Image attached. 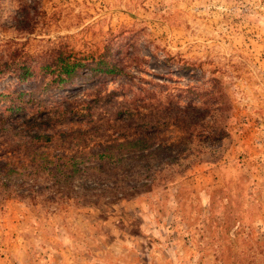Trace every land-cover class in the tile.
Returning a JSON list of instances; mask_svg holds the SVG:
<instances>
[{"label": "rangeland", "instance_id": "1", "mask_svg": "<svg viewBox=\"0 0 264 264\" xmlns=\"http://www.w3.org/2000/svg\"><path fill=\"white\" fill-rule=\"evenodd\" d=\"M59 47L107 49L132 76L55 89L42 75L17 85L0 74V91L42 99L44 115L88 109V122L71 124L87 146L73 149L100 151L126 133L121 121L180 93L196 132L173 165L141 159L106 177L85 160L65 186L44 173L0 186V264H264V0H0V59L34 65ZM9 119L20 129L25 118ZM9 119L0 161L25 162ZM162 131L174 145L179 132Z\"/></svg>", "mask_w": 264, "mask_h": 264}, {"label": "trees", "instance_id": "2", "mask_svg": "<svg viewBox=\"0 0 264 264\" xmlns=\"http://www.w3.org/2000/svg\"><path fill=\"white\" fill-rule=\"evenodd\" d=\"M22 17L27 21L33 18L28 7ZM31 58L28 55L17 60L1 58L0 74L8 73L16 80L17 85H24L37 75H42L46 80V87L55 89L74 86L78 78L85 76L88 78L132 77L119 62L121 61L118 60L119 55L113 57L111 51L107 49L97 54L87 55L59 47L54 49L46 59L37 60L34 65L29 61ZM115 91V89L111 91L110 95ZM24 94V91L17 89L10 92L0 91V121L6 122L7 119L16 115L25 118L20 129L13 127V121L9 119L8 121L12 124L7 130L12 129L20 136L15 146L23 147L28 154L25 162H21L15 155H8L4 161H0V186L6 187L21 176L20 180L27 182L31 176L42 173L53 183L65 186L72 183L78 174L85 175L87 173L86 170L89 168L85 167V160L95 161L96 164L89 167L92 171L98 174L102 173L106 177L126 171L131 165L138 164L136 161L141 159L148 162L152 158H156L157 163L166 166L173 165L189 150L187 142L196 132L186 126L188 114L186 108H182L179 104L180 93L176 98L172 97L167 101L159 100L160 102L152 108V112L136 111L134 116H129L121 121L120 128L124 129L126 133H122L121 138L107 140L100 151L80 150L81 152H79L73 148L79 145L87 146L84 143L80 144L81 141H84L83 137L87 130L79 127L74 128L71 124L88 122L90 120L88 109L82 111L68 105L65 109L44 115L42 110L45 102L33 96H29L25 100ZM3 101H6V104H1ZM192 109L198 110V107L193 106ZM13 120L17 122L19 119L16 117ZM60 125L70 126L58 129L57 127ZM168 127L175 128L179 132L174 145L161 135L162 130ZM54 144H64L70 152L50 154L47 149ZM43 148L45 150H42ZM125 148L131 152L123 153ZM145 164L150 172L148 175L155 173V169L151 170L148 163ZM23 188L28 190V193L21 191L20 195L31 194L34 191H32L31 184L23 186ZM225 262V264H235L236 260H231L230 257Z\"/></svg>", "mask_w": 264, "mask_h": 264}]
</instances>
